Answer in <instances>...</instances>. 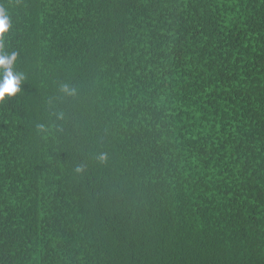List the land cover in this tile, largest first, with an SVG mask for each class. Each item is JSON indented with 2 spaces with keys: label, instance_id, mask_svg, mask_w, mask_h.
<instances>
[{
  "label": "trees",
  "instance_id": "obj_1",
  "mask_svg": "<svg viewBox=\"0 0 264 264\" xmlns=\"http://www.w3.org/2000/svg\"><path fill=\"white\" fill-rule=\"evenodd\" d=\"M0 6V264H264V0Z\"/></svg>",
  "mask_w": 264,
  "mask_h": 264
},
{
  "label": "clouds",
  "instance_id": "obj_2",
  "mask_svg": "<svg viewBox=\"0 0 264 264\" xmlns=\"http://www.w3.org/2000/svg\"><path fill=\"white\" fill-rule=\"evenodd\" d=\"M11 27V18L8 11L0 6V49L3 48V38L5 33ZM17 59V53L11 54L0 51V102L6 97H13L21 91L23 73L14 72L13 65ZM64 91H68L67 86L63 87ZM105 157L101 156L103 160Z\"/></svg>",
  "mask_w": 264,
  "mask_h": 264
}]
</instances>
